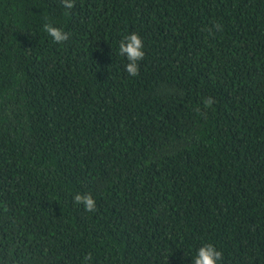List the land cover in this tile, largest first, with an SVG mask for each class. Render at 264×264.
I'll list each match as a JSON object with an SVG mask.
<instances>
[{"label":"trees","instance_id":"obj_1","mask_svg":"<svg viewBox=\"0 0 264 264\" xmlns=\"http://www.w3.org/2000/svg\"><path fill=\"white\" fill-rule=\"evenodd\" d=\"M206 242L264 264V0H0V264H191Z\"/></svg>","mask_w":264,"mask_h":264},{"label":"clouds","instance_id":"obj_2","mask_svg":"<svg viewBox=\"0 0 264 264\" xmlns=\"http://www.w3.org/2000/svg\"><path fill=\"white\" fill-rule=\"evenodd\" d=\"M62 5L66 9H71L74 7V0H62ZM43 29L57 43H63L69 39L68 32H65L62 28L56 27L51 23H44ZM143 48L144 42L136 32L128 34L119 42L118 52L120 55L126 57L128 63L125 65V71L130 76L134 77L139 74L138 61L142 60L145 56ZM213 103L214 100L212 97H206L203 100V104L206 107L212 106ZM197 111H199V108ZM72 202L75 205H82L86 212L95 213L97 211V203L91 193L77 192L72 197ZM222 259V251L218 250L214 244L206 242L196 250L191 264H220ZM83 264H93V255L91 252L84 255Z\"/></svg>","mask_w":264,"mask_h":264}]
</instances>
